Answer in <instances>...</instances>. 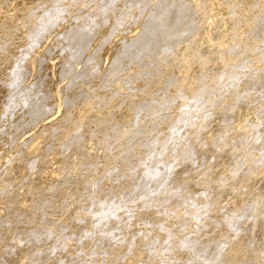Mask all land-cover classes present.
Instances as JSON below:
<instances>
[{"label":"bare ground","instance_id":"obj_1","mask_svg":"<svg viewBox=\"0 0 264 264\" xmlns=\"http://www.w3.org/2000/svg\"><path fill=\"white\" fill-rule=\"evenodd\" d=\"M258 96L264 0H0V264H264Z\"/></svg>","mask_w":264,"mask_h":264},{"label":"rangeland","instance_id":"obj_2","mask_svg":"<svg viewBox=\"0 0 264 264\" xmlns=\"http://www.w3.org/2000/svg\"><path fill=\"white\" fill-rule=\"evenodd\" d=\"M31 10V14H34V13H36V9L34 10V9H29V11ZM107 11V10H106ZM37 16H39L38 14H37ZM52 15H48L47 16V18H49V17H51ZM63 18H65V16H63ZM43 18H40L39 20H42ZM54 19H56L58 22H59V20H58V18H54ZM54 24V22L51 24V25H53ZM9 48V47H8ZM247 74V73H246ZM155 96V95H154ZM260 100V96H258V97H256V99L254 100V103H256L254 106H257V103H259V102H263L264 103V99H262L261 101H259ZM163 101V100H162ZM161 101V102H162ZM259 101V102H258ZM253 106V107H254ZM257 112V111H256ZM203 114L205 115V116H208V115H210L211 114V111L210 110H204L203 111ZM156 116H153L152 118H155ZM193 117V116H192ZM204 119V118H203ZM180 139V135H178L176 138H175V141L177 142V143H179V140ZM121 201L123 202V203H127L128 202V197H124V198H122L121 199ZM181 209H183V207H181ZM172 219V217H169L168 218V220L167 221H169V223L170 224H172L173 222H174V220H171ZM69 244H72V241H70L69 242ZM48 246V245H47ZM85 248L83 249V252H85L86 250H87V245H85L84 246ZM110 247V243H107V242H105V243H102V244H100V245H95V246H93L92 244H90L89 245V248H91L92 249V253H102V251L103 250H106V249H108ZM77 253H75L74 255H76ZM60 255H62V253L60 254ZM102 264H105V262L103 261L102 262Z\"/></svg>","mask_w":264,"mask_h":264}]
</instances>
